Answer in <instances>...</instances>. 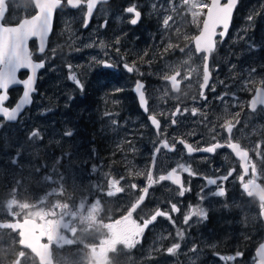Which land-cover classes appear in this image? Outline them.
<instances>
[{
    "label": "rangeland",
    "instance_id": "obj_1",
    "mask_svg": "<svg viewBox=\"0 0 264 264\" xmlns=\"http://www.w3.org/2000/svg\"><path fill=\"white\" fill-rule=\"evenodd\" d=\"M120 2L121 0L118 1ZM204 2L207 3L209 0ZM133 4L137 5L142 14L136 25L129 22L132 14L125 11ZM153 4L157 6L155 10ZM238 4L233 15V22L237 18L238 25H234L230 40L225 42L222 48L217 46L210 57L212 79L209 88L205 90L207 100L199 97L203 53H195L194 44L190 39L198 33L199 27L192 22L188 6L183 5L182 0H123L121 5L116 3L115 7L110 6L108 2L102 3L95 10L93 20L86 28L83 27L86 8L70 9L62 6L56 11L50 38L51 48L46 55L45 67L39 72L36 85L38 90L34 96V102L26 112L41 115L46 113L45 111L52 110L51 107L56 105V99L49 103L52 94L45 95L42 89L55 88L60 80L71 82L69 64L72 65L71 72H75L74 69L77 67L92 69L101 59L110 58L108 54L111 52L112 43L116 41L113 35L117 34V30L121 31L119 40L123 39L122 33L127 35L132 31L140 30L139 34H131L128 38L125 35L126 46L122 52L123 59L127 60V63L135 64L138 69L135 71L136 75L145 77V84L147 83L145 89L150 105H154L160 114L163 127L159 137H155V141L152 142L168 139L171 143L181 138L194 146H206V143L214 142L211 137L217 133V138L225 141L228 135L220 125L225 118L230 119L231 115L240 113V123L233 129L232 139L250 149L256 143H260L261 150H264V116L263 119L258 118L259 125L256 128L254 122L257 114L253 116L243 113L241 108L243 100L238 98L241 92L249 90V87L244 84L247 81H249L248 84H252V80L257 77L258 70L251 74L249 70L260 67L264 62V0H240ZM173 8L175 11L172 10ZM35 11L31 0H10L6 15L11 21L17 23L21 18L30 16ZM166 15L173 16L168 29H165L162 23ZM249 16H252L253 20H249ZM202 19L203 16L200 17L201 22ZM101 25L104 26L101 27ZM185 37L189 39L186 40ZM101 42L105 45L103 49L99 47ZM169 42L179 47L165 53L163 49ZM88 44H92L93 47H87ZM180 48H184V51L181 52ZM220 48L223 53L218 51ZM33 50H35L34 47ZM54 59H57V62H54ZM173 68H178L181 73L179 92H174L170 84L162 78L165 74H173ZM189 68L197 71H194L189 79H184ZM243 73L249 76H243ZM237 74L240 77L239 81H237ZM212 85H215V91L211 90ZM225 93L228 95H224ZM221 96L223 99H219ZM227 100L228 103L224 106L222 102ZM114 105L119 107L120 102ZM177 106L182 112L185 107L189 110L196 107L200 111L197 116H192L190 111L178 115L176 117L178 123L173 126L171 113ZM25 113L21 120L24 119ZM161 113L164 114L161 115ZM126 121L123 125L127 127V132L121 127L122 140L127 143L135 136L133 140L137 141L140 136L139 131L133 133L132 127ZM110 122V131L115 134L120 124L117 121L115 124ZM11 128L5 123H0V129ZM171 128L172 134L169 132ZM10 131L13 141L25 140L16 136V129ZM8 147L16 154L25 155L26 158L20 157L17 166L11 165V157L6 162L7 167L0 162V219L32 217L33 214L43 211L45 203H52L57 197L61 199L57 200L59 203L56 206L55 219H62L61 213L70 214L66 221L70 224V230L65 231L61 228L60 231L67 240L72 242L64 243L62 246L52 243L53 264H253L255 247L260 239L264 238L263 230H260L261 234H258L246 227L233 225L238 223L233 222L234 217L231 216L235 207L228 209V206L224 205L225 197L211 195L217 190L216 186H206L204 177L216 178L226 174L230 168L235 169L231 179L218 181V183L234 184L237 176V162L228 150H219L214 155L200 153L189 156L181 147H178L176 152L161 149L156 166L158 176L176 167L178 163L190 165L197 174L189 176L187 173H181L185 186L190 189L184 197L178 195V188L170 183V185L167 184L168 182H160L159 187L150 193L147 205H144L137 213H133V219H139L138 223H142L144 219L150 218L156 209L170 210L171 203H177L180 212H170L175 223L167 218L158 217L157 221L145 230L141 243L135 248H128L113 237L109 223L126 215L131 204L135 203V194L141 186L139 182H136L138 186L136 190L129 187L132 183L131 176L138 167L137 161L130 153V150H133V148L130 149V144L123 157L127 160L124 177L130 178V181L121 182L126 189L125 192L108 197L106 195L107 178H103L95 187V190L99 188L100 195L92 199L89 198V194L74 198L72 191L78 186L72 182L71 177L64 178L63 183H52L56 179L48 178L47 190L34 195L29 189L35 186L32 178L40 170V162L35 160L39 150L27 149L24 146L19 148L17 145L12 147L10 142ZM3 152H7L6 148L1 149L0 158ZM250 153L253 154L250 157L257 163L258 169L264 172V160L255 152L250 151ZM29 158L35 162L31 163ZM7 169L11 170L15 176L12 174L10 177ZM261 179L264 182V175H261ZM39 185L36 183V186ZM52 191H55L56 195H49ZM202 196L205 197L203 200ZM45 198L46 202L43 201ZM96 200H100L101 204L98 213L93 214L96 219L92 220L88 217V212ZM81 202L85 203L86 208H81ZM197 206H203L207 210V219L198 221L196 217H193L189 224L185 225L184 215ZM256 212L258 213V210ZM173 214H175L174 217ZM178 231L184 233L183 239L177 235ZM10 235V233L0 235V264H41L36 255L22 248L16 239H10ZM260 236L262 237L257 239ZM173 243H180L181 247L175 255H170L166 249ZM98 245L103 246L102 252ZM237 251L242 252L243 255L235 260L220 259L221 256H235ZM11 255H13L12 258H10Z\"/></svg>",
    "mask_w": 264,
    "mask_h": 264
},
{
    "label": "snow or ice",
    "instance_id": "obj_2",
    "mask_svg": "<svg viewBox=\"0 0 264 264\" xmlns=\"http://www.w3.org/2000/svg\"><path fill=\"white\" fill-rule=\"evenodd\" d=\"M9 2L10 0H0V114H2L4 119L7 121H16L18 113L21 109L32 103V94L36 91L35 84L37 71L45 67L43 60L40 62L33 61V54L29 50V41L34 37L37 38L39 40L38 51L40 53H45L46 41L52 30L53 14L57 9L62 8V6H67L72 9L86 8L83 19V27L86 28L88 27L89 20L92 18L94 9L100 0H31L36 9L35 14L30 18L20 20L15 26H5L4 21L8 11ZM182 3L183 5L188 6V12H190L192 16V22L197 24L199 27V34L191 37L190 39L194 43L195 53L204 54L202 57V83L199 85V97L203 100H207L208 97L205 95V89L209 88L210 80L212 79L209 57L216 50L217 36L223 39V37H225L228 33L229 25L233 17V11L237 6L238 0H226L225 3H221V0H210V2L207 3H205L204 0H182ZM156 8L157 6L153 4V9L155 10ZM172 10L175 11V8ZM125 11L132 14V18L129 21L132 25H136L140 21L142 14L141 11L138 10L137 5L133 4L132 6H128ZM202 16L204 19L201 22L200 17ZM248 19L253 20V17L249 16ZM172 20V15H166L162 21L163 27L168 29L170 27L169 22ZM201 23L202 27H200ZM103 26L104 25H101V27ZM218 29H221V31L218 32ZM185 39L187 40L189 37H185ZM119 43L120 41L117 39L116 44ZM87 47H93V45L88 44ZM99 47L101 49L105 48L104 43L101 42ZM178 47L179 45H174L169 42L166 47H164L163 51L167 53ZM180 51L183 52L184 48H180ZM116 52L119 54V48L116 49ZM105 55H107V53H105ZM145 55H147V53H145ZM190 58L191 57H189V59ZM93 59L95 60V57H93ZM98 63L106 68H113L115 66L114 62H110L108 60H101L98 61ZM185 63L188 62L185 61ZM123 67L128 73L138 71L134 63L129 65L125 62ZM260 67H264V64H261ZM68 68L70 70L69 79L75 82L76 85L83 90V84L77 78L76 73L71 72L72 65L69 64ZM21 69L30 70V75H28L26 79H18L17 73ZM172 71L173 74H165L162 78L163 80L170 82L173 91L179 92L180 80H178L177 77H179L181 73L178 68H173ZM194 71L197 70L189 68L184 76V79H189ZM254 71L255 68L250 69L249 74ZM221 83L223 82L221 81ZM259 83L262 86L255 88L254 95L248 102V107L251 109V113L253 114L264 113V108H260L258 111V106H264V79H261ZM13 85H22L23 95L19 103H17L14 108L10 109L5 107L4 104L8 99V90L10 86ZM121 90L122 89H117V91ZM211 90L215 91V85H212ZM134 91L138 94L140 106L144 112L148 113V100L145 96L144 84L138 80L135 84ZM224 95H228V93H225ZM193 99H195V97H193ZM219 99H223V96L219 97ZM189 111L192 116H197L200 110L196 107H192L190 110L185 107L182 112L181 108L177 106L175 111L171 113V124L176 125L178 123L176 117ZM163 114L164 113H161V115ZM106 115L108 114L106 113ZM148 119L157 130V134L159 136L161 121L157 118V114L149 113ZM112 123L115 124L116 121L113 120ZM239 123L240 113L231 115L230 119H224V122L220 125V127L228 133V138L223 143L217 139L218 133L211 137V140L214 142H208L206 143V146H194L185 139H179L177 142L171 143L168 139L160 140L158 145L154 147V153L152 156L153 165L155 164L156 159L155 154L160 153L161 149H165L168 152H176V143L183 145V148L186 149L187 154L189 155L196 152L216 154L218 149L228 148L239 159L242 174L238 176V179L243 191L249 197H258L261 203V216L264 217V185L257 182L261 175H264V172L258 169L257 163L253 162L250 157V151H253L258 157H261V159L264 160V150H261L260 143H256L254 147L250 149L242 146L239 142L233 141V129ZM65 135L72 136L73 132L69 130L65 133ZM30 138H41V132L39 130L32 131ZM197 145H199V141H197ZM133 151H135L134 148ZM53 171H55V169H53ZM234 171L235 169L229 170L226 174L219 175L216 178L204 177L206 180V186H216L217 190L213 191L211 195L216 197L226 196L225 187L222 183H218V181H228ZM181 173H187L189 176H195L197 174L193 171L192 167L186 163H178L176 167H173L166 174H161L158 177H154L151 169H149L146 173L137 171L135 173L137 176L146 175L147 186L140 189L141 194L135 203L131 204V207L127 210L126 215L120 219L110 221L109 227L111 228L113 237L121 244L126 245L128 248H135L141 243V238L143 237L145 230L148 229L153 222L157 221L158 217L167 218L175 223L170 215V212H180V208L177 206V203H171L170 210L156 209L154 214H152L150 218L144 219L142 223H138L135 219H133V213L136 212L137 208H139L145 201V198L149 193V189L154 184H158L162 181H170L173 185H176L178 188V195L180 197H184L185 193L190 189L185 186ZM246 177L248 178L246 179ZM43 179L48 181V176H45ZM123 180H125V177L122 175L119 178L109 176L107 178L106 195L108 197H113L118 193L125 192V187L121 185ZM59 182L63 183L62 180ZM52 183H57V181L53 180ZM129 187L131 189H136L138 186L135 183H131ZM49 195H56V193L55 191H52ZM204 198V196L201 197L202 200ZM100 204V200H96L95 203L91 205L88 217L92 220L96 219L93 214L98 213ZM9 207L11 208V205ZM81 208H86L84 202H81ZM69 215L70 214L68 213H61L62 219L58 220L55 219V211L51 213L41 211L33 214L31 219L13 217V221L9 222L7 227L19 234L21 244L26 243L27 246L33 250H39V254L43 259L47 252L48 242L56 243L61 246L64 243L72 242L67 240V238L62 235L60 231L61 228L65 231L70 230V224L66 222ZM207 216V210L203 206H197L184 215L183 222L185 225H188L189 221L192 220L193 217H196L198 221H204L207 219ZM177 235L180 239H183L184 237V233L182 231H178ZM180 247V243H173L171 246L167 247L166 252L170 255H175ZM242 255V252L237 251L235 256H221L220 259L232 261ZM258 255L261 258L260 264H264V244L260 245ZM93 257L95 258V253H93Z\"/></svg>",
    "mask_w": 264,
    "mask_h": 264
},
{
    "label": "flooded vegetation",
    "instance_id": "obj_3",
    "mask_svg": "<svg viewBox=\"0 0 264 264\" xmlns=\"http://www.w3.org/2000/svg\"><path fill=\"white\" fill-rule=\"evenodd\" d=\"M118 1L119 0H111L109 2V5L115 7L116 3L118 5H121L123 2V0H121L120 3H118ZM239 2L240 0H238V3ZM238 3L235 11L237 10V7L239 5ZM92 20L93 17L91 19V22ZM4 23L5 26H9L15 24L16 21H11L6 15ZM234 25H238L237 18L235 19V22H233L232 18L230 29L223 39L217 36L216 39L218 47L222 48V46L225 45L224 43L230 40ZM115 29L117 28L115 27ZM139 32L140 30H135L128 33L127 35L122 33L121 38L123 39L119 40L120 43L116 44V41L112 43L111 52L108 54L110 58L106 57L101 60L114 62L115 66L113 68H106L98 63L94 64V67L92 69H84L81 67H77L74 69L77 78L83 84V90H81L75 82H69L65 80H60L55 88L42 89L45 95H49L48 93L52 94L49 103L55 101L56 99V105H51L52 110L45 111L46 113H42L41 115H33V113L28 114L26 112L23 120H21L22 117H20L18 121L13 124L7 123L4 120L0 119V123H5L9 127H12L11 129L6 130L0 129V151L1 149L5 148L7 150V152H3L1 154L2 157L0 158V162L5 167H7L6 162L9 157L12 158V166H17L18 159L20 157L26 158L25 155L16 154L13 149L11 150L8 147L9 142L11 143L12 147L17 145L19 146V148H22V146H24L27 149L34 148L39 150V155L35 160H39L40 170L39 172L35 173L32 178V182L35 184V186H32L29 189L31 192H33L34 195H37L38 192H44L47 190L46 181L43 179L45 176H48V178L51 180L56 179L57 182H59L60 180L63 181L64 178L71 177L72 182L78 186L77 189L72 191L74 198L80 195L89 194V198L92 199L95 196L100 195V191L98 190L99 188L95 190V187L101 182L103 178H108L109 176L119 178L121 175L124 176L127 160L123 157L125 156V152L129 144L130 149H135V151L130 150V153L132 157L135 158V161H137L136 163L138 164V167L135 168L134 173L131 176V182H139L141 184L140 189L147 186L146 175L137 176L135 175V173L137 171L146 173L150 169L154 147L159 143L158 141H156V143L152 142L155 141V137L158 138L159 136L155 128L150 124L148 115L149 113L157 114V118L161 121V123L162 120L158 109L155 108L154 105L151 106L150 102L148 106V114H143L138 106L135 94L132 91V87L137 80H142L144 83L146 82L145 77H139L138 75H136L135 71H133L132 73H128L127 70L123 67V64L127 61L123 59L124 53L122 51H124L126 46L124 40L131 36V34H139ZM120 33L121 31L117 30V34L113 35V38H115L114 40L119 39L118 37ZM50 38L51 36L49 37L47 50L45 51V53H42L40 55L37 54L36 51V42L33 40L29 43L33 57L36 60H43L45 62V65L47 60L46 55L48 54V52H50L51 48ZM33 47L35 48V50H33ZM119 47L120 52L119 54H117L116 49ZM221 48L218 51H221ZM254 50L255 49L253 48V51ZM221 52L223 53V51ZM54 62H57V59H54ZM262 64H264V62ZM77 66H80V64H77ZM254 68L255 70H258V72L256 73V79L252 80V84H248L249 81H247V83L244 85L248 86L249 90L241 92L238 95V98L243 100L241 101V108L243 109V113H247L248 115L253 116H255V114L251 113V109L248 107V102L254 95L255 88L262 86L259 81L261 79H264V67ZM24 75L25 73H21L20 77H23ZM242 75L249 76V74L245 73H243ZM177 79L180 80L179 77H177ZM239 80L240 77L238 75L237 81ZM145 87L144 90L147 95ZM231 87L232 90L236 92L235 89H233V86ZM117 89L122 90L117 91ZM19 93L20 88L9 89V99L6 104H13ZM128 98H130L131 100L129 109L126 106ZM118 101L120 102L119 107L114 105ZM227 103L228 100L222 102L224 106H226ZM260 108H264V106H258V111ZM106 113L108 115H106ZM263 116L264 113L257 114L254 122L256 128L259 125L258 118L263 119ZM113 120L117 121V123L120 124V128L115 132V134L110 131V121ZM125 120H127L126 123H129V126L132 127L133 133L139 131L140 136L138 137L137 141L133 140L135 139V136L130 142L127 143L122 140L121 127H123V129L127 132V127L123 125ZM162 127L163 123L161 125V128ZM12 129H16V136L22 139L24 138L25 140L23 141L20 139H16L15 141H13L12 132L10 131ZM34 130H39L41 132V138H38L36 140L34 138H30V134ZM69 130L73 132L72 136L65 135V133ZM171 131L172 128L169 129L170 134H172ZM219 141L222 143L225 142L222 140ZM178 147L181 146L178 144L177 148ZM219 150L230 151L228 148L218 149L217 151ZM159 155L157 156V158H159ZM251 155L253 154L250 153V156ZM157 158L155 167L153 168L154 177H158L156 171ZM234 158L237 162V176L234 184L227 183V185H223L226 189L224 205L228 206V209L235 207V209L231 212V216L234 217L233 222L238 223H233V225L237 227H246L249 230L256 231L258 234H261L260 230H263L264 236V221L261 217V203L258 197H249L243 191V188L238 179V176L242 174V168L240 167L239 159H237L235 156ZM29 160H31V163L35 162L32 160V158H29ZM53 169H55V171H53ZM229 170H232V168H230ZM7 171L8 175L11 177L13 174L12 171L8 169ZM13 175L15 176V174ZM247 178L248 177H246V179ZM229 179H231V177ZM127 180L130 181V178H125V180L123 181L127 182ZM257 182L264 185L261 177ZM36 183H39L40 185L36 186ZM165 183H167V181H165ZM159 184L160 183L154 184L149 189V193L146 196L145 201L140 205L139 208H137L136 212L134 213H137L144 205H147L150 193L154 189H157L159 187ZM167 184H169V182ZM140 189L138 188V192L135 194L136 200L141 194ZM58 199H61V197H57L52 203H45L43 205V212H56V206H58L59 203L57 201ZM43 201L46 202V198ZM257 210L258 213L256 212ZM174 216L175 214H173V217ZM138 220L136 221L138 222ZM239 220L241 221L239 222ZM2 233H10V239H16V241L22 248L29 250L28 248L21 245L20 237L17 232L8 228H0V235ZM261 237L262 236L257 237V239H260ZM263 239L264 238L262 237L258 243H260ZM48 243L50 244V248L52 251V242ZM100 251L102 252V250ZM12 257L13 255L10 256V258Z\"/></svg>",
    "mask_w": 264,
    "mask_h": 264
},
{
    "label": "water",
    "instance_id": "obj_4",
    "mask_svg": "<svg viewBox=\"0 0 264 264\" xmlns=\"http://www.w3.org/2000/svg\"><path fill=\"white\" fill-rule=\"evenodd\" d=\"M111 0H100V2H98V4H97V6H96V8L94 9V12H95V10L97 9V7L100 5V4H102V3H109ZM210 2V1H209ZM226 2V0H221V3H225ZM70 8V7H69ZM70 9H72V8H70ZM57 11V10H56ZM56 11L54 12V14H53V23H52V30H53V26H54V20H55V15H56ZM234 11H235V9H234ZM234 11H233V15H234ZM36 12V11H35ZM35 12L32 14V15H34L35 14ZM94 12H93V15H94ZM32 15H30V16H27V17H23V18H21L20 20H22V19H24V18H30ZM93 17V16H92ZM233 18V17H232ZM92 19V18H91ZM91 19L89 20V22L91 21ZM203 19H204V17H203ZM203 19H202V21H203ZM19 20V21H20ZM18 21V22H19ZM17 22V23H18ZM231 22H232V20H231ZM17 23H15V24H13V25H9V26H15ZM89 24V23H88ZM230 26H231V23H230V25H229V29H230ZM200 27H202V23H201V26ZM228 29V30H229ZM52 30H51V32L49 33V35H48V38H47V41H46V45H45V51L47 50V47H48V41H49V37L51 36V34H52ZM219 31H221V29H218V32ZM199 34V31H198V33L196 34V35H198ZM195 35V36H196ZM224 38V37H223ZM35 41L36 42V51H37V54H42V53H40L39 51H38V49H39V40L37 39V38H32L30 41H29V43L31 42V41ZM194 44V43H193ZM195 47V46H194ZM29 50H30V52H31V49H30V46H29ZM210 58V57H209ZM33 61L34 62H40L41 60H36L34 57H33ZM45 63V62H44ZM42 69H39L38 71H37V79H36V84H35V88H36V91L32 94V103L31 104H29V105H26V106H24L22 109H21V111L18 113V117H17V120L16 121H7V120H5L4 119V117L2 116V114H0V119H2V120H4L5 122H7V123H10V124H13V123H16L17 121H18V119L20 118V117H22V115L26 112V110L28 109V108H30L31 106H32V104H33V102H34V95L37 93V81H38V76H39V72L41 71ZM21 73H25V75L23 76V77H20V74ZM28 75H30V70H28V69H21L18 73H17V77H18V79H21V80H23V79H26L27 77H28ZM138 81V80H137ZM136 81V82H137ZM140 82H142L143 84H144V87H145V83L142 81V80H139ZM136 82H135V84H136ZM169 84H170V82H168ZM135 84L133 85V87H132V91H133V93L135 94V97H136V100H137V103H138V106H139V108H140V110L143 112V114H145V115H147L148 113H146V112H144V110L142 109V107L140 106V104H139V98H138V94L134 91V89H135ZM170 86H171V84H170ZM180 86H181V83H180ZM13 88H20V93H19V95H18V97L15 99V101L13 102V104H11V105H8V104H6V102L8 101V99H9V94H8V99L5 101V104H4V106L5 107H8V108H14L15 106H16V104L17 103H19V101H20V99L22 98V95H23V86L22 85H13V86H10V88L9 89H13ZM145 91V90H144ZM175 92V91H174ZM145 96H146V99L148 100V98H147V95H146V93H145ZM148 106H149V100H148ZM149 120V119H148ZM149 122H150V120H149ZM150 124H151V122H150ZM152 125V124H151ZM161 125H162V123H161ZM153 126V125H152ZM174 126V125H173ZM154 127V126H153ZM155 128V127H154ZM156 130V129H155ZM157 131V130H156ZM179 139H181V138H178L177 139V141L179 140ZM176 141V142H177ZM179 143H176V147H177V145H178ZM180 145V144H179ZM182 148H183V145H180ZM184 149V148H183ZM163 150H165V149H163ZM230 150V149H229ZM165 151H167V150H165ZM184 151H185V153L187 154V151H186V149H184ZM231 151V150H230ZM168 152V151H167ZM196 153H203V152H196ZM196 153H193V154H196ZM193 154H191V155H193ZM206 154V153H205ZM159 155V153H157V154H155V156H156V158H157V156ZM187 155H189V154H187ZM191 155H189V156H191ZM233 155L235 156V154L233 153ZM236 157V156H235ZM237 158V157H236ZM238 159V158H237ZM14 162H15V157H14ZM155 162H156V159H155ZM154 166H155V164L153 165V161L151 162V165H150V169L153 171V168H154ZM171 169H169L168 171H170ZM167 171V172H168ZM166 172V173H167ZM165 173V174H166ZM182 175V174H181ZM182 179H183V175H182ZM167 182H169V183H171L170 181H167ZM259 183V182H258ZM172 184V183H171ZM173 185V184H172ZM173 186H175V187H177L176 185H173ZM262 217V216H261ZM27 219H31V218H28L27 217ZM262 219H263V221H264V217H262ZM11 221H13V220H10V219H6V220H1L0 219V228H8L7 227V225H8V223L9 222H11ZM9 229V228H8ZM21 239V238H20ZM21 243V242H20ZM261 244H264V239L255 247V250H254V255H255V260H254V262H253V264H260V256L258 255V252H259V248H260V245ZM23 247H26V248H28L34 255H36L37 257H38V260H39V262L41 263V264H53V257H52V251H51V248H50V244L48 243L47 244V252H46V255H45V257L42 259L41 258V255L39 254V250H33L32 248H30V247H28L27 246V244L25 243V244H21ZM98 248L100 249V250H102V248H103V246L102 245H98Z\"/></svg>",
    "mask_w": 264,
    "mask_h": 264
},
{
    "label": "trees",
    "instance_id": "obj_5",
    "mask_svg": "<svg viewBox=\"0 0 264 264\" xmlns=\"http://www.w3.org/2000/svg\"><path fill=\"white\" fill-rule=\"evenodd\" d=\"M130 105H131V100H130V98H128L127 104H126V106H127L128 109H129Z\"/></svg>",
    "mask_w": 264,
    "mask_h": 264
}]
</instances>
